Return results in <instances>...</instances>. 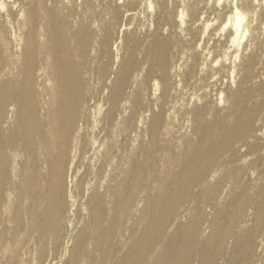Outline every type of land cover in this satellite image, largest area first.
I'll return each mask as SVG.
<instances>
[{"label":"clouds","instance_id":"clouds-1","mask_svg":"<svg viewBox=\"0 0 264 264\" xmlns=\"http://www.w3.org/2000/svg\"><path fill=\"white\" fill-rule=\"evenodd\" d=\"M37 15L33 22L32 5L28 0H0V15L12 24V13H16L15 25L6 36H0V134L9 135L16 130L25 114V104L36 110L37 127L43 126L45 136L36 134L35 155L40 165L33 190L42 193L46 177L52 174V166L61 152L68 157V168L73 173V185L87 172L84 181V211L91 216L87 198L103 195L108 216L117 215L119 223L112 247L99 236L100 229L92 231L84 258L80 264H122L120 258L130 251L139 235V229L147 220L146 207L151 197L168 190L176 174L189 162L193 148L201 135V121L194 110L212 99L211 111L206 119L212 120L215 109L223 116L232 106L233 93L240 87L245 76V64L249 57L260 53L257 71L264 69V0H170L180 21L177 29L180 37L188 42L183 50L175 49L169 68L174 84L166 105V115L157 140L149 131L152 109L143 111L136 118L135 128L128 126L135 92L145 87V76L149 63L141 64L133 73L130 88L120 102L111 134L105 129V116L110 107L109 92L99 67L100 40L109 26L116 30L115 10L124 13L125 20L131 16L136 26L141 23L138 34L151 33L155 29V18L160 11V0H141L139 7L128 9L127 0H35ZM91 32L87 50L80 44V34ZM189 29H199L200 38L192 47ZM125 29H122L123 31ZM168 32V28L164 29ZM66 41L62 53L64 62H71L79 76V117L71 127L61 121V104L65 98L67 75L57 55L56 43L60 36ZM217 38L226 40L223 46L212 47ZM207 42V43H206ZM123 54V40L118 41ZM200 54L196 76L185 83V73L193 64L195 54ZM34 56V59H29ZM118 63L111 69L107 84L115 78ZM223 78V80L221 79ZM264 81V71H259L251 85ZM164 82L159 77L151 80V97L154 108L159 111L163 97ZM145 87V94L147 95ZM257 101L264 100L258 94ZM235 115L227 124L235 122ZM89 139L85 149V139ZM236 142L219 159L208 165L206 174L193 191L210 190L216 194L215 204L239 194V224L229 237L228 250L232 249L237 236L243 235L258 218L264 219V163H256L264 157V149L248 152V147L257 142L264 144V111H261L249 135ZM239 149V159L231 162L232 151ZM10 182L0 198V264H40L37 242L33 195L27 190L25 163H31L32 154L21 144L9 147ZM103 166V171H101ZM237 168L238 171L232 170ZM127 195L125 196V191ZM195 200H189L179 209V215L169 228V233L180 222L187 223L194 214ZM75 207V202L74 205ZM211 212V206H207ZM24 214L25 226L17 223L19 213ZM32 219L29 220V215ZM211 216H209V221ZM107 223V222H105ZM137 231L133 234V227ZM205 223L200 239L211 233ZM107 250V256L104 253ZM164 251L160 242L148 256L146 264H160L158 257ZM67 259V257H64ZM219 264H226L221 259ZM246 264H264V231L256 237L251 255Z\"/></svg>","mask_w":264,"mask_h":264},{"label":"bare ground","instance_id":"bare-ground-1","mask_svg":"<svg viewBox=\"0 0 264 264\" xmlns=\"http://www.w3.org/2000/svg\"><path fill=\"white\" fill-rule=\"evenodd\" d=\"M32 5L33 22L35 23L37 9L35 0H28ZM141 0H127L128 9L131 11L139 7ZM177 3L178 0H171ZM116 30L113 31L109 26L105 29L104 35L100 40L99 67L97 73L102 75L105 85L110 90L107 100L110 107L105 116V129L107 134H111L113 122L116 119L120 102L125 98L130 88L133 73L138 67L149 63L148 71L145 76V87L135 92L131 115L128 117V126L135 128L136 118L139 113L152 109L149 131L155 142L158 138L161 127L165 121L166 105L169 103V94L174 84L169 83L172 79L169 75V68L175 55L174 50H183L188 46V42L180 37L177 29L180 21L176 16L175 8H170V0H160V11L155 18V29L144 34L137 33V27L141 21L136 20V26L126 30L132 24V17L128 16L125 20L124 13L119 8L115 10ZM16 13H12L10 25L0 15V36H6L10 28L15 25ZM168 28L165 33L164 29ZM122 29H125L121 31ZM192 38V47L200 38L199 29L192 31L189 29ZM91 32L85 29L79 38L80 44L88 49L90 46ZM123 40V54L119 52L118 41ZM207 43V42H206ZM226 40L217 38L212 42V47H223ZM66 46V41L61 35L56 43L57 55L61 57V62L67 75L65 98L61 104V121L66 128L71 127L79 117L78 100L80 94L79 76L75 73L72 63L64 62L62 53ZM29 59H34L30 56ZM200 54L193 57V64L189 71L185 73V83L192 80L197 74V65ZM118 63L115 71V78L111 84H107L108 78L112 75L111 69ZM260 53L251 55L245 64V76L240 82V87L233 93L232 106L228 112L221 116V110L215 109L212 120H207L208 113L212 110V99L207 100L203 105H198L194 110L195 117L201 121V135L197 141L191 158L188 163L176 174V179L167 191L157 193L151 197L149 205L146 207L147 220L139 235L134 241L133 247L128 253L120 258L122 264H146L148 256L160 242H164V251L157 258L160 264H219L221 259H225L226 264H246L251 255V250L255 244L256 237L264 231V219L258 218L253 226L246 230L243 235L237 236L232 249L228 250L229 237L235 233L239 224L240 196L239 194L226 200L222 204H215L213 200L218 195L212 194L210 190L201 189L193 191L199 180L206 174L208 165L224 155L232 146L244 140L254 126V122L261 111H264V100L257 101L258 94L264 95V81L258 85H251L260 69ZM159 77L164 82V91L161 94L163 99L159 104V111L154 108V101L151 97V80ZM223 80V78H221ZM235 115V122L229 126L228 118ZM38 117L36 110L28 103L25 104V114L21 119L20 126L9 135L0 134V198H3L4 191L10 182V159L7 155L9 147L16 148L23 145L31 154V163L24 164L27 173V190L33 195L34 203L29 205L30 209L35 208L36 229L39 232L37 242L43 241L38 255L40 264H80L84 258L87 244L92 236V231L99 228V236L107 241L111 248L112 240L115 237L119 223L117 215L111 218L108 216V208L105 198L101 194L87 198V206L92 213L89 216L84 209V181L87 172L81 175L76 185H73V173L68 168V157L63 151L56 157L55 164L52 166V174L47 176V184L42 193L33 189L37 187L36 174L39 170L36 150V134L45 136L43 126L37 127ZM89 136L85 139V149ZM264 149V144L259 142L251 144L248 152H259ZM239 149L232 151L231 162L235 163L240 157ZM256 163H264V157ZM103 171V166H101ZM238 171L237 168L232 170ZM127 195V190L125 191ZM195 200L194 214L188 222H180L169 233V228L179 215V209L189 200ZM75 202V207L73 206ZM211 206L212 211H207V206ZM209 216L211 220L209 221ZM29 220L32 219L30 214ZM107 222V223H105ZM17 223L21 229L25 226L24 214L21 212L17 216ZM205 223H209L212 228L211 233L200 239V232ZM70 228V229H69ZM64 229L66 235L63 236ZM137 231L133 227V234ZM62 249L57 253V246ZM107 256V250L104 253ZM57 259V261H56Z\"/></svg>","mask_w":264,"mask_h":264},{"label":"rangeland","instance_id":"rangeland-1","mask_svg":"<svg viewBox=\"0 0 264 264\" xmlns=\"http://www.w3.org/2000/svg\"><path fill=\"white\" fill-rule=\"evenodd\" d=\"M65 235H66V229H64V232H63V236H65ZM61 249H62V246L61 245L60 246H57V249H56L57 250V253H59L61 251ZM56 261H57V259H56ZM63 261H64V259L61 262L57 263V264H62Z\"/></svg>","mask_w":264,"mask_h":264}]
</instances>
